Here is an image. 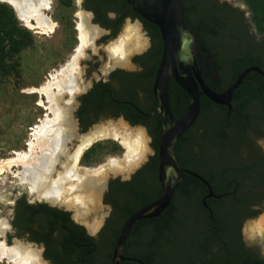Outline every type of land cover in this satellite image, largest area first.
<instances>
[{
  "label": "trees",
  "instance_id": "trees-1",
  "mask_svg": "<svg viewBox=\"0 0 264 264\" xmlns=\"http://www.w3.org/2000/svg\"><path fill=\"white\" fill-rule=\"evenodd\" d=\"M238 1L246 6L248 17L224 0H181L185 24L197 40L202 78L216 92L224 91L248 67L257 66L264 73V0ZM128 8L125 0H116L117 13ZM142 21L154 37L155 53L149 54L154 71L147 76L130 74L128 86L118 90L108 83L94 84L75 112L83 131L101 118L120 116L146 127L154 153L136 172V181L117 184L115 194L107 195L112 212L96 235L75 222L70 211L29 202L24 194L12 207L15 235L42 244L43 257L52 264L82 260L113 264L112 251L125 219L161 193L157 179L161 117L151 114L156 108L152 86L161 39L155 25ZM30 39L13 10L0 3V74L16 70L11 60ZM168 94L176 119L185 111L188 96L173 79L168 81ZM230 104L228 109L201 96L198 117L175 146L179 165L203 176L213 195L206 197V186L185 174L160 214L135 221L120 264H264L260 247L247 244L242 235L245 220L256 217L264 205V151L258 144L264 139V75L248 72ZM92 151L88 149L85 157Z\"/></svg>",
  "mask_w": 264,
  "mask_h": 264
},
{
  "label": "rangeland",
  "instance_id": "rangeland-1",
  "mask_svg": "<svg viewBox=\"0 0 264 264\" xmlns=\"http://www.w3.org/2000/svg\"><path fill=\"white\" fill-rule=\"evenodd\" d=\"M224 1L246 11V6L238 0ZM52 2L51 7L45 9L44 13L56 23L55 31L48 34H39L34 29H29L24 25L23 21L20 20L21 18L18 17L15 9L10 3L0 0V3L6 4L13 10L19 27L27 30L31 36L29 43L23 47L19 53L14 55L11 60V62H16V70H12L8 74H0V163L2 159L13 156L15 151L27 149V141L30 139L32 133L31 128L36 125L46 113L49 117H52L51 113L45 108V105H47L45 94L37 93L35 91L31 92L29 90L32 88L37 89L46 82L51 72L66 66L65 64L71 60L72 55L75 53L76 49L74 52L73 49L76 48L79 43V40H77L79 33L75 30L81 21L80 8L77 6L78 0H71L70 4L74 8L71 10L69 9L70 7H68L67 11L62 10V2H59L58 0H52ZM245 15L248 17L249 13L246 11ZM128 22V19L123 22L117 34L104 43L105 46L120 36ZM129 23L132 25L135 24L139 27L137 20ZM73 30L76 31L75 36L72 32ZM140 34L141 41L147 43L143 32H140ZM95 38H97V36H95ZM134 47L135 45L130 43L129 48L132 49L127 50L125 56L127 63L132 54L139 52L141 48H145V46H142L139 49H134ZM86 51L87 54H89L88 49H86ZM107 63L108 59L106 57L103 59L101 66L107 65ZM77 73L78 83L82 88H85L89 79L86 78V80H84V75L81 74L80 78V72ZM52 92H57V89L52 87ZM68 98L69 92H65L62 96L61 103L69 108L71 107L70 110H72V115L69 114L68 119L69 122H72L75 133H73L72 139L68 143V151L70 153L77 148L80 141H82L81 139L83 135L88 133L91 128L98 125H106L108 123L118 127L119 121H121L125 123L128 128L142 129L145 134L144 150L138 157L131 158L128 163L123 160L125 153L124 147L113 138H103L92 141L82 150L76 162L73 161L71 155L66 157V154L62 153L60 162L57 163V170L49 181L55 180L59 174L72 169V171H75L77 174V177L72 178L66 186L70 183L78 185L82 182L90 181V185H87V189L89 192L95 191L98 195V200L93 208L90 200L82 205L74 198L71 201L69 200L71 203L66 204L63 201H58L56 202V205L70 211L72 219L74 221L77 220L76 222H79L84 227L91 228L90 226H93V228H91V230L93 229L91 234L96 235L101 229L108 214V207L102 202L104 189L102 190L101 186L104 183L106 184L109 178L116 176L117 174L127 176L140 166L148 155L152 153L150 145L151 138L145 126L139 124L132 125L125 120H120V117L101 118L83 131L80 129L79 123L74 122V119L77 118L75 112L78 101L73 98L68 100ZM73 105H75L74 108L72 107ZM97 143H99L100 146H96ZM113 144L116 145L114 146ZM259 144L264 150V139H261ZM90 148H93V151L91 152L92 154H90L89 158H86L85 152ZM68 159H72V162L67 165L66 161H68ZM111 159L117 160L115 164L109 162ZM119 165L122 166L120 170L118 169ZM86 168L94 169L97 173L93 174L88 172ZM21 170L22 166L20 164H12L8 169L3 168L0 172V228L3 230L5 228V230L0 233V241L6 239L8 246H11L14 244V240H19L20 243H24L28 247L38 251L39 254H42L43 248L40 244H33L32 241H29L25 236L17 237L15 234H10L9 229H6L10 225L12 226V207L14 205L13 201L15 197L24 194L29 202H42L44 199H40L38 196L43 192V188H45L47 183H49L46 182V180H43L36 182L33 185L29 180H23L20 178L21 175H18V172ZM84 178H87V180ZM93 180L94 183L91 182ZM98 188H101L99 192L97 191ZM75 207L79 208L80 213L77 212ZM83 217L85 218L84 221ZM78 218L81 220L78 221ZM261 218L264 220V205L261 212L256 217L245 220L242 226V234L244 241L247 244L259 246L261 252L264 254V227H258L257 225L258 220ZM94 223L97 225L95 229ZM0 264L8 263L3 259L0 261Z\"/></svg>",
  "mask_w": 264,
  "mask_h": 264
},
{
  "label": "bare ground",
  "instance_id": "bare-ground-1",
  "mask_svg": "<svg viewBox=\"0 0 264 264\" xmlns=\"http://www.w3.org/2000/svg\"><path fill=\"white\" fill-rule=\"evenodd\" d=\"M10 1L14 2L21 17L20 20L23 21L27 28L34 29L39 34L53 32L56 23L44 13V10L50 7L51 0ZM77 29H79V43L75 48L76 50L71 60L65 64L66 66L51 72L49 78L40 87L29 90L31 92L35 91L45 94L47 99L45 108L51 113L52 117H49L46 113L44 117L31 128L32 133L30 139L27 141V149L15 151L13 156L2 159L0 163V172L3 168L8 169L12 164H20L22 170L18 172V175H21L20 178L23 180H29L33 185L43 180L49 182L45 188H43L42 194H40V196H43L48 201H63L67 204L71 203L70 201L74 198L79 204L81 203L83 205L90 200L93 208L97 203L98 195L95 191H88L87 185H90V181L79 182L80 184L78 185L70 183L66 186L72 178L77 177V174L75 171L73 172L72 169L66 170L64 173L59 174L55 180L49 181L57 170V163L60 162L62 153L66 154V157L71 155L73 161L76 162L82 150L92 141L103 138H113L124 147L125 153L123 160L128 163L131 158L138 157L144 150L145 134L142 129L128 128L127 125L121 121H119L118 127L107 123L106 125H98L91 128L88 133L83 135L82 141H80L77 148L72 153L68 151V143L71 141L73 133L75 132L72 122H69L68 119L70 108L61 103V99L65 92H69L68 100L72 99V96L81 88L77 79V72L81 70L79 68V60L82 55L84 56L88 46L93 47V37L99 34L96 27L90 26L86 15L82 17ZM130 43L135 45L134 49H139L144 45V42L141 41L139 27L128 22L120 36L109 43L105 48L108 59L107 66L111 67L114 65L126 64L127 61L125 56L127 50L132 49L129 48ZM52 87H55L57 92L53 93ZM116 161L115 159H111L109 162L115 164ZM71 162L72 159H68L66 164H71ZM121 167L122 166L119 165L118 169L120 170ZM86 169L93 174L97 173L94 169ZM84 179L87 180V178ZM91 182L94 183V180ZM75 208L77 212L80 213L79 208ZM84 220L85 218L83 217V221ZM263 223L264 220L262 218L258 220V227H264ZM96 226L97 225L94 223V229ZM90 227L93 228V226ZM0 230L3 229L0 228ZM3 259H6L8 264H45L40 259L38 251L20 242L8 246L4 241H0V261Z\"/></svg>",
  "mask_w": 264,
  "mask_h": 264
},
{
  "label": "water",
  "instance_id": "water-1",
  "mask_svg": "<svg viewBox=\"0 0 264 264\" xmlns=\"http://www.w3.org/2000/svg\"><path fill=\"white\" fill-rule=\"evenodd\" d=\"M4 1L10 3L15 9L18 17L21 18L14 2L10 0ZM125 2L131 11L158 28L161 39V55L155 71L152 86L153 95L156 100V108L151 112V114L157 113L161 117L157 151V176L161 186V193L155 200L131 213L125 219L112 251L111 260L113 264H120V262L125 259L122 255L123 248L126 238L135 221L160 214L169 205L174 189L183 179L185 174L196 177L206 186L208 191L206 197L213 195L210 183L197 172L181 167L177 161L175 153L177 141L198 117L200 111V97L205 96L212 102L225 105L230 109V100L233 91L242 82L246 74L250 71H255L264 75L259 67L251 66L238 74L236 79L224 91L216 92L212 90L202 78L197 40L185 24L181 0H125ZM170 79H173L188 96V105L185 111L176 119H174L170 108L168 94V81ZM72 107L74 108L75 105ZM71 113L72 110L69 111L68 117ZM120 118V120H125L121 116ZM74 122L77 123L78 119L75 118ZM101 187L103 190L106 187V184L104 183ZM100 190L101 188L97 189L98 192ZM40 194H42V192ZM40 194L38 197L44 199L42 202L57 206L56 202H50L43 196H40ZM16 198L17 196L15 197L13 204ZM202 203L204 207L207 208L205 198L202 199ZM79 220L81 219L78 218V221ZM6 229L13 232L11 225ZM85 229L90 235H93L91 234L92 230L90 228L85 227ZM4 230H0V233ZM18 242L20 241H13V243ZM4 243L8 245L6 239H4ZM32 243L37 244L35 242ZM40 246L43 247L42 245ZM40 259L45 264H51L43 258L41 253ZM130 259L142 263L137 258ZM82 264L86 263L82 260Z\"/></svg>",
  "mask_w": 264,
  "mask_h": 264
},
{
  "label": "flooded vegetation",
  "instance_id": "flooded-vegetation-1",
  "mask_svg": "<svg viewBox=\"0 0 264 264\" xmlns=\"http://www.w3.org/2000/svg\"><path fill=\"white\" fill-rule=\"evenodd\" d=\"M58 1L62 2L63 0H58ZM51 3H53L52 0H51ZM51 3H50V7H51ZM77 3H78L77 5L78 8H80V15H81L80 19H82V17L86 15V17L88 18L89 24H91L90 26L96 27L97 30L99 31V34H98L99 36L97 35V38L95 37L93 38L92 40L93 47L88 46V48H86L88 49L89 54H87V51L85 50L86 52L84 56L82 55V57L79 60L80 61L79 68L81 69L80 78L82 74L84 75V80L88 78L89 82L86 84L85 88H82L81 86V88L72 96L74 99L78 101L76 110L78 108L80 98L86 93H88V91L92 89L94 84L96 83H99V82L108 83L110 86L113 87L114 90H118L123 86H126V87L128 86V83H129L128 78L130 74L143 73V75L147 76L148 74L152 73L154 70L149 68V65H151L152 57H150L149 54L155 53L153 34L150 32L149 27L146 26V24L142 21V19L138 15H137L138 17L132 15V13L134 14L136 13L131 11L130 8L126 10H122L120 13L119 12L117 13L116 10L114 9L116 5V0H78ZM62 5H63L62 6L63 11H67L68 7H70L69 9L71 10L74 8L71 4H63L62 2ZM127 19L129 20V22L137 20L139 24V28H140L139 31L143 32V35L146 38L147 43L144 42L145 44L143 45L145 46V48L144 49L141 48L142 50L140 49L139 52H135L134 54H132V56L128 60V63H126L125 65L119 64V65H114L111 67L107 65L101 66L103 59L107 57L106 50H105L106 46L104 43L109 38H112L117 34L123 22ZM75 30H77L79 33V29L76 28ZM75 30L72 31L74 36L76 35ZM53 31H55V29ZM77 40H79L78 37H77ZM74 50L75 48L73 49V52ZM128 66L130 67L127 68ZM259 141L260 140H258V144H259ZM153 153H154V149L152 148V153L148 155L145 161L142 162L140 166H138L135 170H133L127 176H121V174H117L116 176L109 178V180L106 183V187L103 190V194H102V202L108 207V214L103 222V225L106 222V219L110 216L112 212V207L110 205V202L105 201V198L107 197V195L110 193L112 195L115 194L114 191H115L117 184L130 183L133 180L136 181V177H135L137 175L136 172L147 163V161L149 160V157ZM157 179H158V176H157ZM159 186H160V182H159ZM160 192H161V186H160ZM12 228H13V232L12 233L10 232V234H16L15 228L13 226ZM42 248L44 249V247ZM43 249H42V254H43ZM261 255L264 256L263 253H261Z\"/></svg>",
  "mask_w": 264,
  "mask_h": 264
}]
</instances>
